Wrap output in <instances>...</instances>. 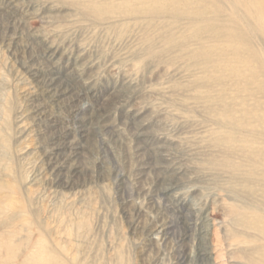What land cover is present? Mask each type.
<instances>
[{
    "label": "rangeland",
    "instance_id": "374dc122",
    "mask_svg": "<svg viewBox=\"0 0 264 264\" xmlns=\"http://www.w3.org/2000/svg\"><path fill=\"white\" fill-rule=\"evenodd\" d=\"M262 10L0 0V264L264 259Z\"/></svg>",
    "mask_w": 264,
    "mask_h": 264
},
{
    "label": "bare ground",
    "instance_id": "6f19581e",
    "mask_svg": "<svg viewBox=\"0 0 264 264\" xmlns=\"http://www.w3.org/2000/svg\"><path fill=\"white\" fill-rule=\"evenodd\" d=\"M162 1V0H161ZM169 1V0H168ZM180 1V0H179ZM264 1V0H262ZM238 2V1H237ZM258 2V1H257ZM261 2V1H260ZM239 3V2H238ZM237 6L239 4H236ZM235 7V6H234ZM241 7V6H240ZM238 8V7H237ZM264 11V10H262ZM261 12V11H260ZM262 15V14H261ZM46 43V42H45ZM54 71V70H53ZM51 71L50 73V76H49V79H47L46 82H44L46 88H47V91L50 93L51 95V98L53 99V101H59L61 99V97H63L66 93V90H63L61 89V85H62V82H63V78H61V76L56 72H53ZM38 112H40V110L38 109ZM61 149V148H60ZM59 148H52L51 150V155L53 156H59L62 151H60ZM65 150V149H64ZM65 152V151H64ZM66 155V154H65ZM63 156V155H61ZM78 155L74 154V157H77ZM60 157V156H59ZM72 157V156H71ZM57 159V158H56ZM62 160V159H61ZM57 161V160H56ZM66 161V160H65ZM64 163V161H63ZM59 164V163H58ZM58 164H54L55 166V170L58 174V176L62 175L63 171L65 170L64 166L61 164V165H58ZM232 214L234 217H239L241 214H239L237 211H232ZM251 225V228H253L255 230V232H257V234L262 237L264 239V221H263V224L261 226H256L255 223H250ZM157 230V229H156ZM264 256V254L262 255ZM207 259V258H206ZM209 260V258H208ZM253 263L254 264H264V259H261V261L259 263H257L256 261L253 260Z\"/></svg>",
    "mask_w": 264,
    "mask_h": 264
}]
</instances>
